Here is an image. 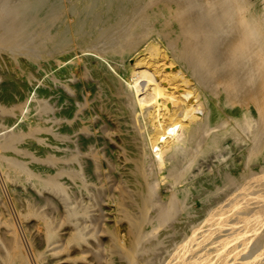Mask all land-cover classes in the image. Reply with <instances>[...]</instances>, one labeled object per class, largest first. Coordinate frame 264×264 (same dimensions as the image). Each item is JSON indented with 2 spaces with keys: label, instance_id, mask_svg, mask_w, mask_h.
Instances as JSON below:
<instances>
[{
  "label": "bare ground",
  "instance_id": "bare-ground-1",
  "mask_svg": "<svg viewBox=\"0 0 264 264\" xmlns=\"http://www.w3.org/2000/svg\"><path fill=\"white\" fill-rule=\"evenodd\" d=\"M171 1L178 3L179 27L165 43L166 54L152 40L134 55L126 67L129 82L123 91L129 97L128 107L135 121L147 129L140 164L141 181L151 187L148 193L161 181L170 184V192L161 202L148 196L147 190L139 189L135 179L127 177L123 188L132 184L135 199L132 208L139 216L131 219V208L121 209V217L133 221L134 229L129 247L121 248L120 253L126 264H140L136 255L160 246L159 233L165 225L179 223L182 217L191 215L188 204L193 196L208 189L205 197L209 198L234 186L225 204L213 210L203 225L193 226L182 245L169 253L167 264H264V0ZM6 25L10 30L11 26ZM6 32L9 35L7 28ZM121 50L123 53L126 49ZM173 50L184 52L183 67L171 53ZM16 53L0 48V60L5 57L15 60ZM18 69L15 80L31 84L32 76L27 69L22 66ZM14 109L0 111L14 118ZM17 109L24 113L25 108ZM53 137L45 110L40 108L23 129L0 138V178L10 192L13 193L16 185L30 186L35 194L48 192L65 206L64 221L69 230L65 240L59 241L52 220L37 212L29 198L14 196L16 217L27 236L44 241L41 248L31 251L33 264H56L63 257L68 258L66 253L71 249L96 254V248L87 242L85 181L76 166L65 168L60 160L49 155ZM227 138L235 143L246 142L245 160L253 166L238 177L215 174L201 179L195 174L197 165L218 154ZM45 162L51 165L50 172L42 168ZM190 175L194 177L188 181ZM1 200L0 197V228L6 227L3 233L12 236L13 245L0 255V264H29L27 255L20 251L17 231L7 218ZM232 223L241 224L238 234ZM154 237L157 241L145 246ZM103 252L113 255L105 249ZM79 256L78 259H84L86 255ZM109 262L112 257L105 264Z\"/></svg>",
  "mask_w": 264,
  "mask_h": 264
},
{
  "label": "rangeland",
  "instance_id": "rangeland-1",
  "mask_svg": "<svg viewBox=\"0 0 264 264\" xmlns=\"http://www.w3.org/2000/svg\"><path fill=\"white\" fill-rule=\"evenodd\" d=\"M7 1L0 0V35L8 34L6 28L9 35H12L5 36L6 39L0 37V48L17 53L15 60L6 57L0 60V110L11 112V109L16 108V112L13 118L0 111V138L23 129L27 120L34 117L40 108H44L48 127L54 135L50 141L52 148L49 155L60 160V165L65 168L76 166L86 185L89 226L87 242L96 248V254L71 249L66 253L68 258L63 257L56 264H105L111 257L110 264H126L120 251L121 248L125 250L129 247L134 224L133 221L123 219L120 211L131 208V219H137L139 214L132 208L135 200L132 184L128 183L129 188L125 189L124 181L127 177L135 179L139 189L147 190L148 196L161 202L171 187L161 181L154 185L153 192L148 193L151 187L146 181H141L140 164L145 151L144 135L147 129L138 125L128 107L130 100L123 92L129 82L126 67L134 55L152 40L166 54L165 43L179 27L176 23L178 3L171 0ZM12 9L17 12L14 13ZM10 11L14 13L13 16ZM5 22L11 26L10 30ZM114 31L119 32V35ZM174 40L178 44V39ZM123 47L126 50L122 53ZM171 53L183 67L181 57L184 52L173 50ZM19 66L31 74V84L15 80L14 74L18 72ZM19 107L25 108L24 113L17 109ZM245 159L246 142L235 143L232 138H227L218 154L199 162L195 174L201 179L211 178L215 174L238 177L253 166V163L247 164ZM42 168L45 172L51 171V165L46 162L42 163ZM193 177L190 175L188 181ZM0 182L4 188L0 187L1 201L9 216L7 218L17 231L20 251L27 255L29 264H33L31 251L41 248L44 241L37 236H27L26 229L16 217L14 196L17 194L29 198L37 212L51 219L59 241L65 240L69 230L64 221L65 206L48 192L35 194L30 186L23 188L16 185L11 193L2 178ZM234 189V186L229 187L209 198L205 197L208 189L200 191L188 204L191 215L182 217L179 223L169 222L165 225L159 233L162 236L160 246L136 255V259L140 264H167L169 253L182 245L184 236L191 228L203 225L213 210L225 204ZM160 205L152 212L156 213ZM232 225H235L232 227L238 234L241 224ZM4 229L5 226L0 228V255L13 245L12 236L4 235ZM156 241L154 237L145 246ZM104 249L113 255H103ZM79 255L86 256L78 259ZM71 259H76V262Z\"/></svg>",
  "mask_w": 264,
  "mask_h": 264
}]
</instances>
